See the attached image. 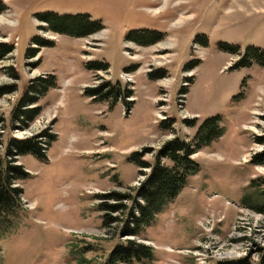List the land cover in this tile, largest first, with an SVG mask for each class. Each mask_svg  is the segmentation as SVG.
<instances>
[{
	"label": "rangeland",
	"instance_id": "obj_1",
	"mask_svg": "<svg viewBox=\"0 0 264 264\" xmlns=\"http://www.w3.org/2000/svg\"><path fill=\"white\" fill-rule=\"evenodd\" d=\"M0 5V16L11 20L0 18V43L13 46L0 56V86L12 87L0 93V154L11 138L48 132L42 156L15 159L28 175L15 183L22 207L0 239V264H106L127 238L152 249L150 260L130 264H217L254 251L248 238L264 244V217L254 214H264V162L255 159L264 152V64L257 57L264 54V0ZM51 15L87 16L101 29L51 31L41 21ZM38 77L50 85L26 102ZM103 82L116 97L94 94ZM24 104L38 112L26 128L15 119ZM209 120L217 134L203 138ZM176 138L194 148L197 173L138 236L124 235L128 210L137 213L131 200L123 201L120 223H106L101 195L134 198L149 174L131 161L134 153L154 164ZM187 248L197 256L184 254Z\"/></svg>",
	"mask_w": 264,
	"mask_h": 264
},
{
	"label": "trees",
	"instance_id": "obj_2",
	"mask_svg": "<svg viewBox=\"0 0 264 264\" xmlns=\"http://www.w3.org/2000/svg\"><path fill=\"white\" fill-rule=\"evenodd\" d=\"M49 17L43 16L41 21L45 22L51 31H65L73 36H84L101 29L99 24L90 21L87 16L58 17L51 15ZM35 41L39 42V44L49 43V41H44L40 37H37ZM12 49L13 46L0 43V56L10 53ZM257 57L258 61L264 64V54L257 55ZM47 85L50 84L45 79L41 77L36 78V87L39 89L36 91V88L33 87L30 91L32 95L26 97V102L33 101L39 90L43 91ZM11 88L9 84H2L0 86V93L9 92ZM106 88L108 90L106 93H103L102 90ZM93 92L94 94L101 95V97H105L109 93H112L116 97L118 90L115 88L112 90L108 84L103 82L99 87L94 88ZM36 115H38L36 109H30L24 104L20 107L18 113L15 114V119L22 124V128H26L28 122L33 120ZM214 122L215 120H209L205 123L206 128L203 133L204 135L202 134L203 138H213L212 131L217 134V131L213 127ZM47 135L48 132L46 131L24 140L11 138L3 152L4 154H0V239L16 227L18 213L22 207L20 195L23 193V190L15 183L16 180L26 178L28 173L22 165L14 164L15 159L28 153L34 156H42L45 151L44 147L47 145L45 141L43 142L42 138L44 137L46 140ZM193 153L194 148L179 138L167 142L163 149L159 150L154 164L141 161V154L139 152L134 153L131 161L140 167H149V174L136 187V191L133 190L134 198H131L129 193L117 191L101 195L102 200L100 205L107 210L105 222H108L109 225L120 223L123 219V210L126 209L123 201L131 200L137 209V213H134V207L128 210L127 216L130 219L126 221L124 235L138 236L139 230L152 222L155 216L164 209L166 203L172 201L177 196L186 184L188 177L197 173L198 165L191 158ZM160 157L167 158L171 164H162L159 161ZM258 158L264 162V152L255 157L256 160ZM110 199L114 201L110 202ZM261 206L258 209L264 211V206ZM252 244L255 250L248 252L243 258L230 261L218 260L217 264H254L255 261L251 260L254 254H260L257 264H264V244L260 245L255 242H252ZM251 248H249V251ZM151 257L152 249L150 247L136 241L135 238H127L113 249L106 264H130L132 261L150 260Z\"/></svg>",
	"mask_w": 264,
	"mask_h": 264
},
{
	"label": "built area",
	"instance_id": "obj_3",
	"mask_svg": "<svg viewBox=\"0 0 264 264\" xmlns=\"http://www.w3.org/2000/svg\"><path fill=\"white\" fill-rule=\"evenodd\" d=\"M254 214L255 215H260V216H262V217H264V214L263 213H255L254 212ZM213 223H214V221H212V224L211 225H213ZM236 227H238V225H237V223H235L234 225H233V228L235 229ZM233 234H235L234 232H233ZM230 237L231 238H236L237 239V236H235V235H230ZM248 239H250V240H248L247 242H246V246H248V248H251V247H253V244H252V242H255L256 244H259L256 240H254V239H252V237L251 238H248ZM235 244H239V243H237V241L236 242H234ZM204 249H205V251H208L209 250V247L208 246H204ZM248 253V251L247 252H243V254L242 255H240L239 257H241V256H245L246 254ZM221 258V257H220Z\"/></svg>",
	"mask_w": 264,
	"mask_h": 264
},
{
	"label": "bare ground",
	"instance_id": "obj_4",
	"mask_svg": "<svg viewBox=\"0 0 264 264\" xmlns=\"http://www.w3.org/2000/svg\"><path fill=\"white\" fill-rule=\"evenodd\" d=\"M5 17V16H4ZM3 16H0V18L2 19V21H4V20H8L9 21V23H11L10 21L11 20H9V19H7V18H4Z\"/></svg>",
	"mask_w": 264,
	"mask_h": 264
},
{
	"label": "crops",
	"instance_id": "obj_5",
	"mask_svg": "<svg viewBox=\"0 0 264 264\" xmlns=\"http://www.w3.org/2000/svg\"><path fill=\"white\" fill-rule=\"evenodd\" d=\"M184 249H186V248H184ZM181 250V249H180Z\"/></svg>",
	"mask_w": 264,
	"mask_h": 264
}]
</instances>
